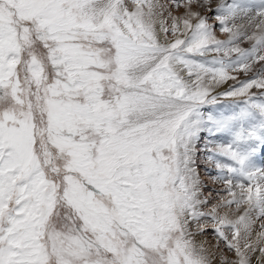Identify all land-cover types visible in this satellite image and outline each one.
Returning <instances> with one entry per match:
<instances>
[{
	"label": "snow or ice",
	"instance_id": "snow-or-ice-1",
	"mask_svg": "<svg viewBox=\"0 0 264 264\" xmlns=\"http://www.w3.org/2000/svg\"><path fill=\"white\" fill-rule=\"evenodd\" d=\"M260 156L264 0H0V264H264Z\"/></svg>",
	"mask_w": 264,
	"mask_h": 264
},
{
	"label": "rangeland",
	"instance_id": "rangeland-1",
	"mask_svg": "<svg viewBox=\"0 0 264 264\" xmlns=\"http://www.w3.org/2000/svg\"><path fill=\"white\" fill-rule=\"evenodd\" d=\"M162 2H164V3H168L169 0H162ZM181 9H182V8H181ZM180 12H181V11H180V9H179L178 11H174V14L178 15ZM209 22H213V21L210 19ZM216 33H217V36L220 35V33H219V29H218V28L216 29ZM220 101H221V98H220ZM217 139H219V137H217ZM203 143H204V140H203V134H202L201 141H200L198 147H202V146H203ZM262 160L264 161V156H260L257 162L260 163V162H262ZM197 166H198V171H200L201 178H202V175H203V168L205 167V164H204L203 161L199 158V156H198V158H197ZM205 175H206V174H205ZM211 175H215V170L212 171ZM202 179L204 180V183H205V184L209 181V180H207V178H202ZM211 183H212V184H210V185H215V186L217 185V186H216L217 188H222V187H223L221 184H213V182H211ZM208 184H209V183H207V185H208ZM207 185H206V187H205L204 190H203L205 196L209 195V191H210V189H207ZM212 195H213L214 199L210 202L209 207L211 206L212 203L217 202V200H219L221 196L226 195V193H223V192H220L219 194H217V193H212ZM198 238H199V239H202V240H204V239L211 240L212 244H215V241H214V239H213L212 236H211V225H209V233H208V235H207L206 237H196V239H198ZM223 254H224V255H227L230 259H233V258H234V255H233L232 253H228V252L224 251ZM218 255H219V253H218ZM257 255H258V253H257ZM253 264H255V257H253Z\"/></svg>",
	"mask_w": 264,
	"mask_h": 264
},
{
	"label": "bare ground",
	"instance_id": "bare-ground-1",
	"mask_svg": "<svg viewBox=\"0 0 264 264\" xmlns=\"http://www.w3.org/2000/svg\"><path fill=\"white\" fill-rule=\"evenodd\" d=\"M180 11L181 12L179 14H181L183 12V9H180ZM218 38L223 39L224 38V34L223 33H220V35L218 36ZM233 74L234 75H237L238 79H243L244 78L243 74H236V73H233ZM231 83H234V82L233 81H228L227 83H225L224 85H222L220 88L216 89V91L223 90V88L228 87V85L231 84ZM251 91H257V89L254 88ZM230 99H232V98H224V97H221V103H224L226 100H230ZM262 162H264V161L262 160ZM262 162H260V163H262ZM202 178H207V180H209L207 182L209 184L208 185H207V183L205 184V185H207V189H212L213 187L217 188L216 187L217 185L216 186L215 185H210V184H212L211 183L212 181H211V179H210V177L208 175H205L204 172H203ZM200 240H202V239H199V238L197 239V241H200ZM214 264H215V262H214Z\"/></svg>",
	"mask_w": 264,
	"mask_h": 264
}]
</instances>
